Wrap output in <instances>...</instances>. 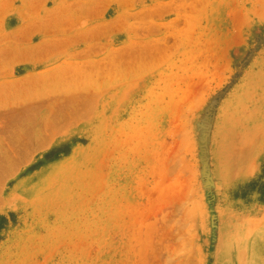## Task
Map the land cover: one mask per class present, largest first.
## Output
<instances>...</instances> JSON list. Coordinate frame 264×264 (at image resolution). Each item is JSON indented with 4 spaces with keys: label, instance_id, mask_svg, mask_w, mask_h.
I'll list each match as a JSON object with an SVG mask.
<instances>
[{
    "label": "rangeland",
    "instance_id": "rangeland-1",
    "mask_svg": "<svg viewBox=\"0 0 264 264\" xmlns=\"http://www.w3.org/2000/svg\"><path fill=\"white\" fill-rule=\"evenodd\" d=\"M0 264H264V0H0Z\"/></svg>",
    "mask_w": 264,
    "mask_h": 264
}]
</instances>
